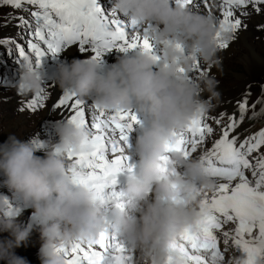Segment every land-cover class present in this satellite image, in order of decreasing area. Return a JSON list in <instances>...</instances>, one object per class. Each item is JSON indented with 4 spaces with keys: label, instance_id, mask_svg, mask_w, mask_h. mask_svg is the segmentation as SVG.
<instances>
[{
    "label": "clouds",
    "instance_id": "1",
    "mask_svg": "<svg viewBox=\"0 0 264 264\" xmlns=\"http://www.w3.org/2000/svg\"><path fill=\"white\" fill-rule=\"evenodd\" d=\"M112 9L152 26L148 35L162 45L161 62L140 51L122 55L100 71L93 57L73 58L57 64L52 80L105 110L134 108L144 116L132 145L135 170L126 176L122 190L125 207L113 206L106 213L94 193L74 183L67 171L65 154L78 149L87 135L83 127L57 122L54 138L42 141L48 145L42 149L43 156L36 154L41 149L32 138L24 141L9 133L0 143V185L10 194L0 193V264H29L15 249L26 246L34 231L39 233L41 264H66L60 248L73 240L93 239L102 230L117 234L151 264L153 258L161 264L169 255L171 264H184L182 255L170 250L169 244L186 225L196 222L198 193L212 190L215 179L199 159L166 153L165 145L176 140L174 132L219 101L214 75L204 73L198 81L186 78L194 66L193 52L205 64L219 65L218 29L211 16L181 7L175 0H113ZM222 35L232 38L230 32ZM44 83V68L25 59L18 91L37 93ZM165 155L167 162L161 160ZM178 195L186 203L177 202ZM27 209L30 220L23 223L21 216Z\"/></svg>",
    "mask_w": 264,
    "mask_h": 264
},
{
    "label": "snow or ice",
    "instance_id": "2",
    "mask_svg": "<svg viewBox=\"0 0 264 264\" xmlns=\"http://www.w3.org/2000/svg\"><path fill=\"white\" fill-rule=\"evenodd\" d=\"M175 3L193 11L208 7L207 0H175ZM249 4L256 13H260L262 9L258 5L264 4V0H222V19L215 34L218 48L228 47L223 33H236L242 25L247 27L239 16H235L234 8L241 9L240 15L247 17L250 13L245 9ZM2 5L15 9H22L24 5L38 6L37 10L30 11L34 21L31 34L36 42L29 40L27 43V47L35 53L37 68L43 65L45 58H55L69 46L77 47L81 54L90 51L94 59L113 49L127 53L139 48L148 52L157 64L161 62L162 56L154 51V39L148 35L152 28L150 24L138 29L135 20L126 22L114 9L102 8L98 0H0ZM7 23L5 20L0 26ZM29 23L23 17L17 19V27H27ZM8 42V39L0 38V46ZM41 42L46 48L42 47ZM176 47L183 49L180 44ZM19 56L25 57L24 48L19 49ZM193 56L194 66L186 74L189 80H195L192 73L199 69L195 52ZM178 71L184 72V69L179 68ZM49 92L54 95L56 89L50 88ZM42 95L43 89L29 107L36 104ZM256 103L264 105L259 100ZM246 105V101L238 105L239 121L230 118L232 122L223 130L220 138L199 157L204 170L222 182L216 185L211 194L207 190L198 193V219L194 224L186 225L169 244L170 250L182 255L184 264H233L231 259H226L230 246L240 256L235 264H264V159H260L255 166L250 160L251 154L264 146V128L250 137L240 138L237 129L243 122ZM52 108L62 110L67 114L66 121L87 131L78 149L66 152V169L73 182L88 187L94 193V200L106 213L113 206L124 209L123 194L116 191L106 194L105 189L116 183L118 173L133 171L134 166L129 162L126 149L131 147L129 140L134 125L141 124L137 113L132 110L106 112L94 105L98 114L92 116V109L86 101L69 89L63 90ZM261 115H264V106L259 112L253 111L249 120ZM219 122L217 119L216 123ZM213 134V127L206 122L202 113L191 119L178 133H173L176 140L165 145V152H180L185 158H191L205 138ZM33 143L37 149L45 148L42 141L33 139ZM161 160L167 162L168 156H162ZM246 172H250L251 178ZM176 200L186 203L182 195H178ZM230 222L235 224V228L231 233L223 232L224 247L221 249L217 233ZM255 229H258V234L254 233ZM59 251L66 257V264H133V256L129 254L132 249L115 233L103 230L93 239L73 240L68 247H62ZM152 264H156L155 258ZM161 264H171V256H166Z\"/></svg>",
    "mask_w": 264,
    "mask_h": 264
},
{
    "label": "rangeland",
    "instance_id": "3",
    "mask_svg": "<svg viewBox=\"0 0 264 264\" xmlns=\"http://www.w3.org/2000/svg\"><path fill=\"white\" fill-rule=\"evenodd\" d=\"M101 2L107 6H113V0H101ZM37 7L38 6L35 5H25L26 9L24 10L23 8L15 9L10 5L0 6V25H3V21H8L6 26H0V34H3L9 41L7 44L0 46V55L3 56V58L8 59V65L0 70V143L7 139L9 133H14L17 137H19V139L24 141L29 140V138H32V140L36 139L39 141H47L50 140L49 138L45 137L47 134H50L54 138L55 124L57 122H63L61 119H57V121H55L54 119L57 118V116L52 115L53 112L47 113V108L50 107L43 109L38 108V105H32L29 107L31 100L29 99V103L25 100L22 101L23 99H26L25 93L18 91L17 88L14 89L15 86H17V81L19 79L20 65L25 61V59L31 61L33 64L35 63V53L32 51L27 50V55H25V57L19 56V49L21 47L25 49L26 47L23 44H18L16 40L23 37V31L30 32L34 29V23L31 25V16L25 11L30 12L37 10ZM18 17H23L29 21V26L25 27L21 25L18 27L17 33H15L12 37H7L10 31L9 28L12 29L15 25H17ZM263 26L264 23H262L261 26L260 23L252 24L251 27H246L242 30L248 34L247 37L249 40H253L252 42L254 43L255 48H257V50L260 52V57L263 61L262 65L260 64L261 67H251L249 65L246 66L247 68L244 67L245 65L243 64L242 59L245 55L250 56V54H246L248 52L247 50H245L246 53L244 54L240 53L238 48L241 47V40L237 36L236 40L232 41L225 50H222L225 54L224 56H226V60L228 61L223 62L225 60L224 57L221 56L222 60L218 65L219 70L216 73L208 71V68L204 69L205 73L214 76L216 74L215 78L219 82L217 91L220 93V98L218 102L213 101V103L219 108L224 110L229 109L233 113L235 111L231 105H239L241 102L246 101L247 110L244 113V119L251 117L253 111L259 112L261 107L264 106L261 103H256L258 100L264 102ZM81 57L79 59H84ZM1 66H3V63L0 60V67ZM215 67L216 66H214V68ZM54 73V70L51 71V78ZM242 74H245L246 76L245 81L240 84H233L236 77ZM45 77L48 78L49 74H45ZM16 92L19 93L18 98H15L17 94ZM205 94L208 96V93L205 92ZM227 104L230 106L228 107ZM253 105H255L254 108ZM54 111L57 113V110ZM219 113L220 117L223 118L225 116V112L220 111ZM252 122L257 125L253 132H257L258 130L264 128V115L252 120ZM45 146H47V143H45ZM262 149H264V146ZM39 153H41V151H37L36 154L38 155ZM28 214L31 215L30 209L21 216L22 222L27 219ZM30 245L31 243L28 241L26 246L22 245L17 249L19 250L24 248V251H26L27 255H31L32 251Z\"/></svg>",
    "mask_w": 264,
    "mask_h": 264
},
{
    "label": "bare ground",
    "instance_id": "4",
    "mask_svg": "<svg viewBox=\"0 0 264 264\" xmlns=\"http://www.w3.org/2000/svg\"><path fill=\"white\" fill-rule=\"evenodd\" d=\"M98 3L104 9H112L113 8V6H107L106 4L102 3L101 0H98ZM221 3H222V0H207L208 7L202 8L200 11H196V12H198L200 14L211 16L214 20L215 27L218 29L219 20L222 19ZM258 6L262 9V11L260 13H256L253 10V7L251 4L246 6L245 10H247L250 13V15L247 17L240 15L241 9H235L234 8L235 16H239L240 19L242 20L243 24H246L247 27H251L252 24H258V23H260V26H261L262 23H264V4L258 5ZM23 9L24 10L26 9L25 5L23 6ZM25 12L30 15L29 11H25ZM118 15L120 16L121 19L125 20L126 22L130 21V18L128 16H125V15L119 14V13H118ZM31 19H32V23H31V25H32L34 23V21H33L32 17H31ZM144 26H146V24H138L137 28L140 29V28H143ZM9 29H10V31H9V34L7 35V37L8 36L12 37L18 31L17 25H15L12 29L11 28H9ZM243 29H244V27L242 25L241 28L236 33H231L232 37H234V38H231L230 40L227 41L228 46L232 41L236 40L237 36H238L239 39L241 40V42H240L241 47L238 48V50L240 51L241 54L246 53L245 50L248 51L246 54H248V53L250 54V56L245 55L244 58L242 59V62L245 65L244 67L247 68L246 66H248V65L251 67L252 66L258 67V66H260V64L262 65V63H263V61L261 60V57H260V52L257 50V48H255L254 43L252 42L253 40L251 41L248 39V37H247L248 34H246L245 32L242 31ZM32 31H30V32L23 31V37L18 38L16 40L18 44H23L26 47L25 48V55H27V50L31 51L27 47L28 41L32 40L33 42H35L32 34H31ZM0 38L6 39L3 34H0ZM41 45H42V42H41ZM153 45H154V51L156 52V54L162 56V45H161V43L159 41L153 40ZM42 47L46 48V45H42ZM225 49L218 48L217 56L219 58V61L222 60L221 56L224 57L225 61H223V62L228 61V60H226V56H224L225 54L222 51ZM140 51L141 50L139 48H137V49L129 50L127 53H122L116 49H113L111 51H106L104 53H101L100 56L97 58L98 70H100V71L105 70L111 64L115 63L118 60V58L122 55H135V54L139 53ZM29 55H31V54H29ZM92 55H93V53H91L90 51L86 54H81L78 51L77 47L69 46V49H66V50L62 51L61 53H58L55 58H52V57L45 58L42 67L44 68L45 74H49V77L48 78L45 77V83L42 87V89H43L42 98L38 99L37 103L34 105H36V106L38 105L39 106L38 108H40V109L50 107V108H47L48 109L47 113L53 112L52 115L57 116V118L54 119L55 121H57V119H61L62 121H66L67 120V114L66 113L62 112V110H57V109L52 108L53 103H55L58 100L59 96L63 94L64 89H61L56 84V82L54 80H52L51 71H53V70L55 71L57 64L61 61H71L73 58H80L81 56H83L81 58H87V57H92ZM0 60L3 63V66H2L3 68L6 67V65H8V59L7 58H3V56L0 55ZM198 61H199V69L195 70L192 73L195 77V80H197V81L202 76L201 73H203V74L205 73V71H204L205 68H208L209 69L208 71H211L212 73L213 72L216 73L219 70V66L218 67L216 66L214 68V66L207 65L204 62L200 61L199 58H198ZM215 76H216V74H215ZM245 79H246L245 74L237 76L235 81L233 82V84H240V83L244 82ZM50 80H51V82L49 83L48 81H50ZM16 88H17V86H15L14 89H16ZM50 88L56 89V92L54 95L49 92ZM40 92L41 91H39L37 93H27V94H25L26 99H23L22 101L25 100L29 103V99L32 101L33 99H35L37 97V94ZM18 94L19 93L16 94L15 98L19 97ZM203 96L205 98H207V94L203 93ZM79 98H81V97H79ZM82 99H84L86 101V104L89 106V108L92 109V111L90 113L91 115L94 116V115L98 114V112L94 109L95 104L93 103V101L90 98H82ZM227 106L229 107L230 105L227 104ZM231 107L234 108L235 112L232 113L229 109L224 110V109H221L215 105V107L213 109H211L210 111L205 113V120L211 127H213L214 134L206 137L207 139L197 149L199 152H203L212 141L217 140L222 135L223 130L225 128H227V126L232 122V120L230 118L234 117L237 121H239L240 114H239L238 105L237 104L231 105ZM54 110H57V113H55L56 111H54ZM219 110L222 112H225V114H226L225 117H228L225 121H220L221 117L219 114V112H220ZM105 111L111 112L112 110H105ZM132 111H135V109L133 108ZM47 113H45V114H47ZM137 115L140 116L142 114L137 113ZM47 119H49V118H47ZM217 119L220 121L218 124L216 123ZM49 120H51V119H49ZM256 126L257 125L255 123H253L252 120H249V118L243 119V122L240 124V126L237 130L239 131L240 137H241L243 135H246V134L252 132L256 128ZM45 137H47L49 139L53 138L50 134H47ZM47 146H45V148H47ZM38 151H41V153H39L38 155L43 156V154H44L43 151L42 150H38ZM132 151H133L132 146L130 148L126 149V154L128 157L131 155ZM64 159H65V163L67 164L68 161L66 158V154H65ZM219 182H222V181H218L215 179L214 188L212 190H207V192L210 194L213 193L216 185ZM234 183L235 182H233V186H234ZM123 188H124V186L120 187L119 193H122ZM0 192H3L4 194L10 195L8 193V189L6 187H0ZM27 210H29V209H27ZM27 210H24L23 214ZM30 216L31 215L28 214L27 219L23 223L29 222ZM234 228H235V224H232V223H229L227 226H224L222 228V230L220 231V232H222V237L220 240L222 244H223V239H224L223 232L228 231L231 233L234 230ZM254 233L258 234V229H255ZM29 243H31V245H30L31 251H32L31 255H27L26 251H24V248H21L19 250L15 249L16 254L26 258L27 261L29 262V264H41V261H40L39 255H38L39 247H40L39 233L38 232L34 231L32 233V235L29 239ZM129 254L133 256V264H151L150 259L148 257H141L140 254L134 250H132V252ZM226 259H231L233 261V264H235V261L240 259V256L230 246V249L226 255Z\"/></svg>",
    "mask_w": 264,
    "mask_h": 264
}]
</instances>
